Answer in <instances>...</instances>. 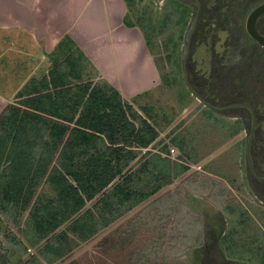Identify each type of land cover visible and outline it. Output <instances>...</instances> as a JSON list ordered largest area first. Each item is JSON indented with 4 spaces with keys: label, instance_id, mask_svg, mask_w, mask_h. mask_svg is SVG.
<instances>
[{
    "label": "rangeland",
    "instance_id": "374dc122",
    "mask_svg": "<svg viewBox=\"0 0 264 264\" xmlns=\"http://www.w3.org/2000/svg\"><path fill=\"white\" fill-rule=\"evenodd\" d=\"M128 7L126 19L130 25L140 26L152 43L148 46L159 75L151 88L129 97L157 126L160 136L150 148L158 162L161 156L169 158L172 175L175 167L173 180L109 225H101L90 238L69 232L72 248L62 255L38 239L28 211L20 217L12 212L2 214L0 264H161L162 258L183 264L186 257L196 254L197 243L211 239L206 230L211 225H218L220 230L231 227L230 252L262 264L255 247L264 248V200L257 199L248 187L244 148L237 143L243 133L234 134L237 127L232 128L225 117L207 116L196 101L179 99L180 77L173 76L172 65L161 49V0H134ZM19 39L23 38H9L22 45ZM5 43L9 47V42ZM68 51L57 45L48 55L49 66L55 65V59L62 63ZM4 60L1 56L0 69L7 67ZM89 70L95 79H104L97 67L90 64ZM42 74L39 71L29 79ZM147 154L151 153L136 164ZM151 174L140 183L148 191L161 184L160 174L152 179ZM41 189L52 192L49 185L43 184ZM242 209L246 211L241 213ZM223 234L221 230L219 236Z\"/></svg>",
    "mask_w": 264,
    "mask_h": 264
},
{
    "label": "crops",
    "instance_id": "0c3cea01",
    "mask_svg": "<svg viewBox=\"0 0 264 264\" xmlns=\"http://www.w3.org/2000/svg\"><path fill=\"white\" fill-rule=\"evenodd\" d=\"M128 10L127 0H0V40H5L0 42V57H5L7 65L0 69V113L9 103L21 99L17 96L19 91L29 90L49 72L53 66H49L48 55L66 35L83 49L104 79L115 85L127 100L151 88L159 76L158 71L143 29L126 22ZM11 35L23 38L19 39L22 45L17 44L18 40H9ZM8 50L13 53L7 54ZM39 71L43 72L42 76L29 79ZM6 74L12 75L7 77ZM3 131L0 126V140ZM36 134L35 126L29 127V133L25 128L26 140ZM26 140L21 144L23 148L20 144L7 148L0 142V216L12 212L20 217L28 211L29 222L38 239L44 240V245L55 249L58 255L72 248L69 232L88 239L101 225H109L126 209L148 197H145L147 188L135 193L136 183L127 186L133 189L134 196L122 197V192H114L116 178L104 193L87 199L80 210L53 231H47L51 227L48 225L40 228L37 220L58 208V189L49 177L54 161L47 150L41 151ZM135 149L132 170L141 166L148 156L139 164L136 162L151 148ZM17 153L26 156L27 161L23 171L15 176L11 164L19 165ZM43 184L49 185L52 192L40 191ZM106 198L109 204L104 203Z\"/></svg>",
    "mask_w": 264,
    "mask_h": 264
},
{
    "label": "trees",
    "instance_id": "16d2710c",
    "mask_svg": "<svg viewBox=\"0 0 264 264\" xmlns=\"http://www.w3.org/2000/svg\"><path fill=\"white\" fill-rule=\"evenodd\" d=\"M127 2L131 5L133 0ZM126 22L131 23L129 19ZM72 43L75 41L66 35L58 44L69 49L62 63L55 59V65L38 84L19 91L17 96L21 99L9 103L0 113L3 146L15 148L20 144L23 148L21 144L28 138L24 136L25 128L29 133V127L35 126L37 134L26 141L41 151L47 150L54 161L49 177L58 189V208L37 220L40 228L51 226L47 231L60 226L116 178L114 192H122V197L130 199L134 191L127 186L136 183L135 193L141 191L140 182L148 173H152L151 179L160 174L161 184L145 192V197L170 183L175 175L169 158L161 156L160 163L151 149L141 166L132 170L135 148H150L159 137V130L147 111L136 108L115 85L106 79H95L89 70L90 64L93 68L95 65L79 45L71 46ZM147 43L152 44L149 40ZM22 154L17 153V167L11 164L15 176L23 171L27 161ZM129 155L131 158H127ZM104 203L109 204L107 198Z\"/></svg>",
    "mask_w": 264,
    "mask_h": 264
},
{
    "label": "flooded vegetation",
    "instance_id": "af4514ba",
    "mask_svg": "<svg viewBox=\"0 0 264 264\" xmlns=\"http://www.w3.org/2000/svg\"><path fill=\"white\" fill-rule=\"evenodd\" d=\"M255 34L264 37V0H161V49L180 77L179 99L196 101L207 116L225 117L237 127L234 134L243 133L237 143L244 148L248 187L262 201L264 42ZM219 228L207 227L211 239L197 243L183 264H253L255 258L230 252L231 227L221 229V237ZM255 249L264 264V248ZM161 264L171 262L162 258Z\"/></svg>",
    "mask_w": 264,
    "mask_h": 264
},
{
    "label": "water",
    "instance_id": "95a60500",
    "mask_svg": "<svg viewBox=\"0 0 264 264\" xmlns=\"http://www.w3.org/2000/svg\"><path fill=\"white\" fill-rule=\"evenodd\" d=\"M256 35V34H255ZM257 37H259L260 38V40L262 41V42H264V37L263 36H261V35H256Z\"/></svg>",
    "mask_w": 264,
    "mask_h": 264
}]
</instances>
